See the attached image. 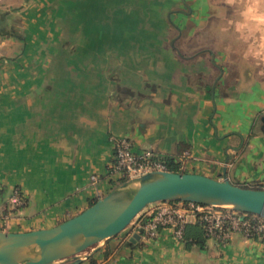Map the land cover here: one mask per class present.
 <instances>
[{
	"label": "crops",
	"instance_id": "crops-1",
	"mask_svg": "<svg viewBox=\"0 0 264 264\" xmlns=\"http://www.w3.org/2000/svg\"><path fill=\"white\" fill-rule=\"evenodd\" d=\"M116 1L117 8L161 16L138 13L133 21L147 22V43L129 42L110 65L57 62L61 20L108 0H0L4 230L54 227L125 181L110 172L120 137L185 172L222 179L226 171L238 185L264 182V24L254 19L264 14V0H224V15L211 12L214 0ZM157 23L166 28L157 32ZM204 29L220 44L191 51L173 45ZM16 186L26 196L19 208L8 202ZM124 233L81 264H264V242L241 233L191 249L170 228L135 246L122 241Z\"/></svg>",
	"mask_w": 264,
	"mask_h": 264
},
{
	"label": "water",
	"instance_id": "water-1",
	"mask_svg": "<svg viewBox=\"0 0 264 264\" xmlns=\"http://www.w3.org/2000/svg\"><path fill=\"white\" fill-rule=\"evenodd\" d=\"M159 201L230 205L264 217V189L191 172L153 171L129 178L83 212L46 229L13 232L0 227V264H81ZM135 233L130 242H137Z\"/></svg>",
	"mask_w": 264,
	"mask_h": 264
},
{
	"label": "built area",
	"instance_id": "built-area-1",
	"mask_svg": "<svg viewBox=\"0 0 264 264\" xmlns=\"http://www.w3.org/2000/svg\"><path fill=\"white\" fill-rule=\"evenodd\" d=\"M168 165L157 158L152 150L135 152L131 140L120 137L115 143L112 174H124L127 179L153 171H168ZM1 190V184H0ZM8 202L14 208L26 204V196L19 186L11 191ZM199 220L209 239L219 243H228L235 233H241L246 239L264 237V217L235 209L230 205H205L196 202L159 201L145 208L123 231L122 241L126 242L135 234L149 240L158 236L163 228L173 230L174 236L184 242L185 231L190 219ZM0 220L8 222V215L0 207Z\"/></svg>",
	"mask_w": 264,
	"mask_h": 264
},
{
	"label": "rangeland",
	"instance_id": "rangeland-1",
	"mask_svg": "<svg viewBox=\"0 0 264 264\" xmlns=\"http://www.w3.org/2000/svg\"><path fill=\"white\" fill-rule=\"evenodd\" d=\"M97 3H100V1ZM108 3L109 6H103L104 8L80 6L78 10L76 8V12H73L70 17L67 16L65 20H61L62 41L60 44V53L57 56V62L79 63L78 61H80V63H105L112 65L117 63V58L114 54H116L118 50H121L120 48L129 47L126 45L129 42L134 41V45L142 44L143 46L147 43L148 36L145 33L148 30L144 27L147 22H137L133 20L136 19L135 16H137L138 13L141 18L150 16L152 20L155 18L157 19L158 16H161L159 12L154 15V13H152L153 11L145 7L117 8L114 5L117 3L116 0H108ZM221 4H224V0H214L213 5L215 11L212 8L211 12L213 11V14L217 13L221 15L228 13L225 7L220 6ZM113 9H118L119 12ZM155 9L160 10L161 8L156 7ZM134 13H136V15H134ZM165 14L168 15L167 11ZM214 33H216V31ZM218 33H220L219 29H217L216 34ZM198 34L200 35L199 38L196 36L192 39L179 37L173 45L175 44L184 49L190 47L191 51L195 48L219 45L222 41L219 38L214 40L212 36L211 39L207 38L206 29ZM174 37L175 36H172L170 41L166 42L167 46L170 45L169 43H171ZM70 54L73 55L71 56ZM73 57L76 58V60Z\"/></svg>",
	"mask_w": 264,
	"mask_h": 264
},
{
	"label": "trees",
	"instance_id": "trees-1",
	"mask_svg": "<svg viewBox=\"0 0 264 264\" xmlns=\"http://www.w3.org/2000/svg\"><path fill=\"white\" fill-rule=\"evenodd\" d=\"M168 24H170V23H167V25ZM164 28H166V24H164V23H157L155 25V29L157 30V32L162 31ZM158 41H160V39H158ZM70 55L72 56L73 54H70ZM74 59L76 60V58H74ZM78 62L80 63V61H78ZM158 159L164 161L168 165L169 170L176 171V172H185V171L181 170L179 164L175 163L169 157H165V158L162 157V158H158ZM124 180H127V179H124ZM241 185L245 186V187L256 188V189H264V182L263 181H255V182H250V183L248 182V183H244ZM3 209H4V213L6 214V209L5 208H3ZM207 239H208V237L205 234V230L203 228V225L199 220H197L195 222V224H188L187 225V228L185 231L184 242H183L185 245V248L191 249L193 247V245H198L200 248H204L206 246ZM262 239L264 242V237ZM125 243L130 245V246L136 245L130 241H127ZM90 264H96V261L92 259Z\"/></svg>",
	"mask_w": 264,
	"mask_h": 264
},
{
	"label": "clouds",
	"instance_id": "clouds-1",
	"mask_svg": "<svg viewBox=\"0 0 264 264\" xmlns=\"http://www.w3.org/2000/svg\"><path fill=\"white\" fill-rule=\"evenodd\" d=\"M249 12H253V9H249ZM254 19L256 20V22L258 24H264V14L262 15H258V16H254Z\"/></svg>",
	"mask_w": 264,
	"mask_h": 264
}]
</instances>
